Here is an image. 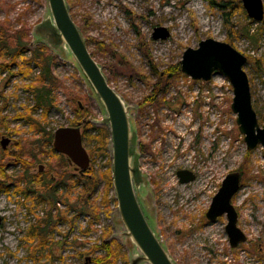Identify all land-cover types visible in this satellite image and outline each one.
<instances>
[{
    "label": "rangeland",
    "instance_id": "obj_1",
    "mask_svg": "<svg viewBox=\"0 0 264 264\" xmlns=\"http://www.w3.org/2000/svg\"><path fill=\"white\" fill-rule=\"evenodd\" d=\"M66 1L109 83L131 107L136 141L132 165L141 182L135 193L175 264H264V149H247L231 109L233 89L225 77L216 74L210 81H195L181 72L184 52L209 38L230 43L252 57L255 63L249 59L244 69L253 107L264 127V20L251 19L241 0ZM49 21L53 19L47 0H0V26L16 36L25 26L32 39L30 50L51 43V37L38 32ZM156 27L167 28L170 37L154 40ZM244 29L250 30L255 41L242 33ZM49 48L53 74L61 85L54 88L55 105L44 121L46 129L54 134L59 128L77 127L78 104L91 112L93 120L106 117L68 46ZM28 83L30 79L15 66L0 72V163L8 187L0 190V264H93L95 256L86 253L99 243L104 229L110 230L109 239L116 238L124 246L130 259L140 255L131 240L122 236L125 228L114 203L109 213H101L90 233L89 218L81 214L74 226L59 221L44 246L30 236L31 227L46 215L48 205L28 200L11 180L49 172L50 158L29 164L28 170L16 160L18 141L36 136L19 117L34 105L32 94L24 87ZM42 112H34L35 117L40 119ZM80 128L83 133L82 124ZM178 132L185 137H178ZM5 138L10 142L3 149ZM84 146L89 153V146ZM108 152L90 156V168L95 172L112 168L111 147ZM188 157L191 162L185 163ZM182 170L192 172L195 179L182 183L177 175ZM68 171L79 174L75 165L69 164ZM232 172L241 174V190L232 204L238 213L237 226L247 236L235 248L226 231L227 217L215 222L206 217L223 180ZM63 189L60 185L59 190ZM103 189L101 183L95 191L98 204ZM111 196L115 197L114 190Z\"/></svg>",
    "mask_w": 264,
    "mask_h": 264
},
{
    "label": "water",
    "instance_id": "obj_2",
    "mask_svg": "<svg viewBox=\"0 0 264 264\" xmlns=\"http://www.w3.org/2000/svg\"><path fill=\"white\" fill-rule=\"evenodd\" d=\"M52 21L38 28L42 35L51 37L49 47L67 45L83 74L91 84L97 98L103 104L107 116L93 120L95 125H107L110 130L112 149V178L115 199L118 204L120 221L125 231L122 233L139 250L140 255L130 259V264H175L149 225L138 202L135 186L139 185L138 169L132 165L136 141L131 123V107L109 83L103 68L96 61L74 22L66 0H47ZM248 16L256 22L264 20L262 0H241ZM45 30H42V29ZM170 31L165 27H156L154 40H166ZM249 58L230 43L209 38L202 40L198 48H188L181 61V72L195 81H210L214 75L221 74L233 89L231 109L237 116L236 122L244 136L247 149H264V127H261L258 115L253 107L249 77L244 69ZM82 108V106H80ZM9 139H3L1 146L6 149ZM53 148L57 154L64 155L76 171L83 174L90 168V156L83 143L80 125L59 128L53 134ZM42 167L40 171H42ZM182 183H189L195 175L187 170L177 173ZM241 190V174L232 172L223 180L206 213L210 222L226 216L231 247H237L247 240V236L238 228V213L232 204L233 198ZM0 217V224H1Z\"/></svg>",
    "mask_w": 264,
    "mask_h": 264
},
{
    "label": "trees",
    "instance_id": "obj_3",
    "mask_svg": "<svg viewBox=\"0 0 264 264\" xmlns=\"http://www.w3.org/2000/svg\"><path fill=\"white\" fill-rule=\"evenodd\" d=\"M21 33H24L23 37ZM242 33L255 41V36L250 35L249 29L242 30ZM31 40L29 30L25 26L17 36L16 33L10 35L7 29L0 26V72H9L12 67H17L24 78L30 79V83L24 87L30 91L34 99V105L26 109V113L20 114L19 117L27 121L36 136L31 139L22 138L18 141L17 147L20 152L16 160L28 170L29 164L50 158L48 160L49 172H39L38 175L30 177L23 174L11 180L21 192L26 194L28 200L45 202L48 205L46 215L38 217V223L31 227L30 234L31 237L38 239L36 242L38 246H44L50 232L56 229L59 221L65 220L70 226H74L78 217L85 214L89 218L88 233H90L100 222L101 213L104 211L109 213L111 204L116 205L117 201L111 196L113 191L112 168L109 167L99 172L89 168L83 174L75 175L68 171L67 158L55 152L53 132L46 129L44 121L51 107L55 105L54 88L61 85V82L53 74L54 58L48 54L50 48L46 44H41L34 50H30ZM249 59L250 62L255 63L252 57ZM36 67L39 69L38 73L35 72ZM149 103L153 102L150 100ZM38 110L43 111L40 119L36 118L34 113ZM77 114L81 122L74 121V124L83 126V143L89 146V156L108 155L111 147L109 127L95 125L92 122L93 118H90L91 112L87 108H81L79 104ZM90 130L93 133L89 132ZM2 154H6L3 149ZM5 179L0 163V190L7 191ZM101 183L104 184V189L98 204L94 195ZM60 185L64 186L63 191L59 190ZM72 212L74 215L69 217ZM110 234V230L104 229L99 243H96L86 254L95 256L93 264H118L119 262L129 264L128 252L116 238L109 239ZM97 252L103 253L96 255Z\"/></svg>",
    "mask_w": 264,
    "mask_h": 264
},
{
    "label": "bare ground",
    "instance_id": "obj_4",
    "mask_svg": "<svg viewBox=\"0 0 264 264\" xmlns=\"http://www.w3.org/2000/svg\"><path fill=\"white\" fill-rule=\"evenodd\" d=\"M178 137L183 139L185 136L182 133L178 132ZM190 160H191V157H188L184 162L185 163H190L191 162ZM184 162L183 161H179V163H181V164L184 163Z\"/></svg>",
    "mask_w": 264,
    "mask_h": 264
}]
</instances>
